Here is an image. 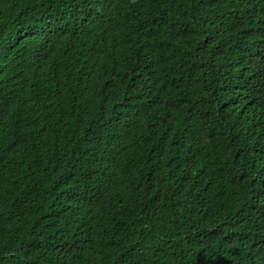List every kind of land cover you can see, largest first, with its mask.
<instances>
[{
	"label": "trees",
	"instance_id": "obj_1",
	"mask_svg": "<svg viewBox=\"0 0 264 264\" xmlns=\"http://www.w3.org/2000/svg\"><path fill=\"white\" fill-rule=\"evenodd\" d=\"M0 264H264V0H0Z\"/></svg>",
	"mask_w": 264,
	"mask_h": 264
}]
</instances>
